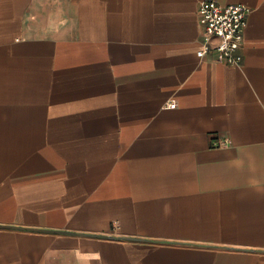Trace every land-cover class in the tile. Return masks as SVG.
Segmentation results:
<instances>
[{
    "label": "crops",
    "instance_id": "obj_1",
    "mask_svg": "<svg viewBox=\"0 0 264 264\" xmlns=\"http://www.w3.org/2000/svg\"><path fill=\"white\" fill-rule=\"evenodd\" d=\"M201 1L0 0V264H264V0L238 66Z\"/></svg>",
    "mask_w": 264,
    "mask_h": 264
},
{
    "label": "built area",
    "instance_id": "obj_2",
    "mask_svg": "<svg viewBox=\"0 0 264 264\" xmlns=\"http://www.w3.org/2000/svg\"><path fill=\"white\" fill-rule=\"evenodd\" d=\"M249 11L241 3L224 5L216 0L201 1L198 7L201 46L197 55L202 57L214 51L219 62L238 66L242 59L239 49ZM166 106L174 107L175 102L169 100Z\"/></svg>",
    "mask_w": 264,
    "mask_h": 264
}]
</instances>
